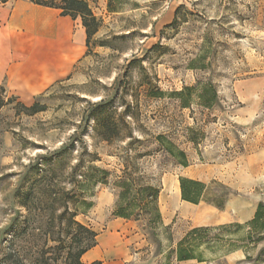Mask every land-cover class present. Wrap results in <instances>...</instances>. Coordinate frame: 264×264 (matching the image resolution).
Wrapping results in <instances>:
<instances>
[{
	"label": "rangeland",
	"instance_id": "rangeland-1",
	"mask_svg": "<svg viewBox=\"0 0 264 264\" xmlns=\"http://www.w3.org/2000/svg\"><path fill=\"white\" fill-rule=\"evenodd\" d=\"M87 2L100 27L69 76L30 105L3 88L4 100H12L0 109V264H39L38 254L40 264H65L66 242L53 249L48 227L34 229L21 196L61 145H69L67 166L80 159L81 140L111 182L128 166L159 187L162 219L153 236L144 222L113 215L118 189L89 186L83 199L90 206L76 221L97 234L89 252L100 248L101 256L84 263L264 264V232L249 244L241 240L247 230L224 236L232 251L200 248L202 263H177L170 253L190 229L244 225L264 203V0ZM208 83L217 92L211 109L195 101L181 108L173 96ZM33 103L44 110L23 108ZM106 117L126 125L112 144L93 131V120ZM159 135L186 154V168L159 150L153 140ZM180 177L204 183L206 200L224 189L223 209L182 202L175 195ZM9 252L16 257L6 261Z\"/></svg>",
	"mask_w": 264,
	"mask_h": 264
},
{
	"label": "trees",
	"instance_id": "trees-1",
	"mask_svg": "<svg viewBox=\"0 0 264 264\" xmlns=\"http://www.w3.org/2000/svg\"><path fill=\"white\" fill-rule=\"evenodd\" d=\"M8 0H1V4ZM30 3L59 11L61 17H69L72 21L79 20L85 31V46L88 48L90 39L97 33L100 21L94 16L87 0H27ZM4 89L0 88V109L10 103L12 99L4 100L2 97ZM181 108H189L193 101L196 105L205 109H211L217 101V92L212 83L195 88H184L182 91L173 93ZM23 108L30 114H37L44 110L38 103ZM93 131L99 142L112 144L119 141L121 128L126 127L124 123L113 118L94 119ZM159 150L167 154L177 165L186 168L188 160L186 154L180 150L172 141L164 136L153 138ZM75 140L70 147L75 146ZM82 147L80 159L73 165L66 163L69 145H61L50 157V166L46 170H40L38 178L34 180L21 196V206L28 214L27 219L34 225V229L41 232L44 226L48 227V240L56 244L53 249H59L66 242L65 264H86L82 261L83 256L97 245V234L90 228L76 221L79 211L89 208L90 204L83 199L86 188L91 185H112L118 189L113 215L124 220L142 221L153 233L162 225L161 213L158 206L160 189L152 184L150 179L138 171L136 167L124 166L120 176H113L103 169L92 165L97 157L87 152L88 148L79 141ZM133 143H140L134 140ZM132 143L128 146H130ZM89 158L85 161V156ZM66 163V165H65ZM72 164V163H71ZM85 164H89L86 165ZM61 179L65 180L64 185ZM67 186V187H65ZM179 193L182 202L199 205L201 202L213 205L222 210L228 198L224 189L210 200L205 199L207 186L199 181L182 178L178 179ZM60 212V213H59ZM238 232L247 230L241 239L249 244H257L264 232V203L256 207L253 218L244 225L230 224L218 227H197L190 229L171 250V254L177 263L188 261L203 262V253L200 248L216 250L226 246L232 251L231 239L225 241L226 234L231 230ZM233 234V233H232ZM212 235V237H211ZM16 257L14 252L5 256L6 261ZM259 257V256H258ZM257 257V258H258ZM38 263L42 257L38 254ZM246 260H251L247 256ZM15 264H22L16 259ZM90 264H101L93 261Z\"/></svg>",
	"mask_w": 264,
	"mask_h": 264
},
{
	"label": "crops",
	"instance_id": "crops-1",
	"mask_svg": "<svg viewBox=\"0 0 264 264\" xmlns=\"http://www.w3.org/2000/svg\"><path fill=\"white\" fill-rule=\"evenodd\" d=\"M80 21L27 0L0 4V88L25 105L66 79L85 53Z\"/></svg>",
	"mask_w": 264,
	"mask_h": 264
},
{
	"label": "bare ground",
	"instance_id": "bare-ground-1",
	"mask_svg": "<svg viewBox=\"0 0 264 264\" xmlns=\"http://www.w3.org/2000/svg\"><path fill=\"white\" fill-rule=\"evenodd\" d=\"M175 195H176V197L178 198V196H179V189H178V187H177V185H175ZM103 248V247H102ZM92 256H94V257H100L101 256V250H100V248L99 249H97V250H95V251H93V252H87L84 256H83V259L85 258H90V257H92Z\"/></svg>",
	"mask_w": 264,
	"mask_h": 264
}]
</instances>
